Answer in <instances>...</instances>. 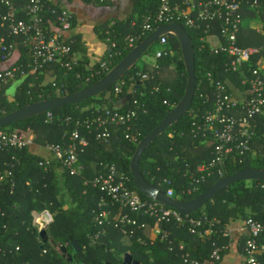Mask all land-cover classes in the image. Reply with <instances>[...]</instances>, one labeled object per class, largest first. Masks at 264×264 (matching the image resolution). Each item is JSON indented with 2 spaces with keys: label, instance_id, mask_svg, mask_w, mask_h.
<instances>
[{
  "label": "trees",
  "instance_id": "trees-1",
  "mask_svg": "<svg viewBox=\"0 0 264 264\" xmlns=\"http://www.w3.org/2000/svg\"><path fill=\"white\" fill-rule=\"evenodd\" d=\"M85 1L102 6L107 3ZM158 4L159 0H133L132 12L126 18L115 19L114 24L108 27L110 20L103 25L104 30L98 32L100 38L108 40V45L114 42L118 44L113 49L116 55L112 69L131 52V49H124L125 38L140 33L143 17L156 12ZM185 29L194 44L196 57L198 85L192 107L147 148L141 160V171L145 179L165 194L173 189L174 199L179 201L196 198L219 179L238 171L250 168L264 171L263 128L253 140L251 151L245 157L227 164L221 171L215 170V174L205 182L196 184L191 180L188 170L200 176L197 167L209 162L211 158L210 149L207 150L201 143V138H195L193 134L196 128L194 124H200L205 111L212 107L214 88L208 73L216 80L230 79L233 82H236V75L226 73L224 57L213 55L209 43L201 42V37L205 35L202 29L186 26ZM73 38V55H81L77 63H73L72 69L58 64L50 65L46 72L50 68L55 70L53 80L46 82V73L30 75L15 87L14 97L11 98L6 91L1 92L0 117L36 102L72 95L91 87L107 75L102 73L98 77H91L93 70L100 68V63L91 66L80 34H74L71 40ZM8 39L14 41L13 37ZM240 42L260 47L264 43V36H259L255 31L244 30L240 34ZM155 45L157 49H153ZM154 46L141 59L148 55L155 57L160 49L159 40ZM165 49L167 55L157 59L155 63H145L143 68L137 63L106 93L77 105H69L0 128V131L8 133H32L35 136L34 144L23 149H0V264H121L123 256L128 252L141 264H188L185 262L187 254L191 259L206 261L215 241L228 243L217 236L201 238L192 234L188 228L176 224L163 225V229L171 232L173 250H170L171 246L166 241L158 237L151 242L136 227H131L130 234L126 235L119 228H115L112 220L107 226L99 225L98 204L103 193L86 182L102 173L107 164H115L120 171L129 175V187L137 191L144 201L153 200L140 193L134 185L131 162L138 144L125 139V128L109 127L112 136L109 142L96 139L94 132L88 134L84 129L83 133L89 139V147L80 157V163L85 169L79 175L66 171L60 161L45 149L48 143L62 144L68 141L78 120L100 117L104 114L102 109L109 107L120 112L137 110L135 100L138 101L140 109L139 118L134 122L132 130L139 133L140 142L146 138L181 101L187 88L186 65L181 44L175 35L169 36ZM21 54L16 65L29 61L25 50ZM0 61L5 64L7 60ZM1 62L0 69L3 67ZM10 63L11 61L7 64ZM171 73H175L174 82L168 81ZM144 74L154 76V79L141 82ZM122 81L126 85L121 94H116L115 88ZM155 87L159 88L158 91H155ZM130 94L132 98H129ZM122 101L127 104L120 106ZM48 114L52 115V121L47 122ZM68 117L73 118L74 122L68 124ZM48 160L51 161V166L45 170L40 163ZM164 178L171 180V184L163 183ZM263 184L264 181H239L187 216L205 215L209 221L216 222L219 229L249 218L264 222ZM194 187L197 190L189 194L188 189ZM45 209L51 212L53 221L46 230L47 236L43 237L32 223L33 212H42ZM148 221L155 224V220ZM97 236L99 238L95 240ZM141 236L146 244L138 241ZM235 241L243 251L244 236L235 238ZM259 241L264 245V233ZM74 242L80 247L79 251ZM182 245L184 249L180 247ZM57 246L65 247L66 252L58 251Z\"/></svg>",
  "mask_w": 264,
  "mask_h": 264
},
{
  "label": "built area",
  "instance_id": "built-area-1",
  "mask_svg": "<svg viewBox=\"0 0 264 264\" xmlns=\"http://www.w3.org/2000/svg\"><path fill=\"white\" fill-rule=\"evenodd\" d=\"M91 1L105 3L108 0ZM58 2L59 0H0V59L11 61L10 64L0 61L3 65L0 69V93L8 88L16 92L15 87L23 79L30 75L46 73L50 65L58 64L72 69L73 63H77L78 58L73 56L70 36L74 28V13ZM263 8L264 0H159L156 12L143 17L140 33L125 38L124 49L133 50L160 26L178 23L184 28L186 26L202 29L205 35L201 37V42L209 43L213 55L224 57L223 66L226 73L236 75V82H233L229 79L216 80L208 73L214 88L212 107L205 111L200 124H194L196 128L193 134L195 138H201V143L207 150L210 149L211 158L209 162L197 167L200 176L188 170L193 183L205 182L215 174V170L221 171L227 164L245 157L251 151L253 140L264 128L263 49L246 47L240 42V34L246 20L243 11H259ZM170 35L175 34L171 32L160 37V49L154 57L155 62L167 55L165 46ZM9 37H13L14 41H10ZM117 46L116 42L107 46L104 59L96 62L100 63V68L93 70L91 77L108 74L112 70L111 65L116 55L113 49ZM22 50L27 52L29 61L16 65ZM146 79H154V76H141V82ZM125 85L126 82L122 81L116 86L115 93L121 94ZM154 89L158 91L159 88ZM129 98H132V94ZM108 102L111 103L110 100ZM134 103L137 104V110L120 112L108 107L102 109L104 114L100 117L86 121L78 120L68 141L62 144L48 143L45 149L60 161L66 171L79 175L85 169L80 163V157L89 147V139L83 133L84 129L88 134L94 132L96 139L109 142L112 136L108 128L123 127L125 139L139 145V133H134L132 126L139 118L140 105L137 100ZM125 104L127 103L122 101L120 106ZM146 112L145 109L144 113ZM49 121H52L51 114H48L47 122ZM66 122L69 124L74 120L68 117ZM34 139L32 133L26 135L0 131V149H23L33 145ZM40 166L47 170L51 161H43ZM130 182L129 175L120 171L115 164L105 165L102 173L86 182L103 193L98 204L99 225L107 226L112 220L115 228H119L126 235L130 234L131 227H136L142 230L146 237L149 232L148 238L151 242L158 237L166 241L171 246L170 250H173L171 232L163 229V225L176 224L188 228L192 234L201 238L217 236L228 241L224 244L215 241L206 261L191 259L187 254L185 262L188 264H220L223 254L235 238L244 236L242 252L246 264H264V245L259 241L264 233V222L249 218L219 229L216 222L209 221L205 215L189 217L154 199L144 201L137 191L129 187ZM163 183L170 185L171 180L164 178ZM196 190V187L188 189V193L192 194ZM166 195L174 198V190L169 189ZM114 209L117 211L114 212ZM148 219L155 220V224H150ZM52 221L53 216L47 209L33 212V224L41 229L40 232L47 230ZM98 238L99 236L95 240ZM138 241L146 244L142 236ZM180 247L184 249L183 245ZM56 249L61 251L58 246Z\"/></svg>",
  "mask_w": 264,
  "mask_h": 264
},
{
  "label": "water",
  "instance_id": "water-1",
  "mask_svg": "<svg viewBox=\"0 0 264 264\" xmlns=\"http://www.w3.org/2000/svg\"><path fill=\"white\" fill-rule=\"evenodd\" d=\"M174 33L181 44L182 54L188 74V83L185 94L181 101L170 111L165 119L138 145L137 150L132 158L131 171L134 178V185L137 190L162 204L180 211L182 214L190 215L208 202L213 200L218 194L229 186L239 181H264V171L259 169H245L238 171L233 175L219 179L208 190L189 201H179L168 197L164 192L151 185L144 177L141 171V160L147 148L158 139L171 125L178 122L191 109L195 98L198 80L196 77V57L195 48L188 31L180 24L173 23L158 27L145 41L137 45L131 52L126 55L104 78L100 81L72 95L64 96L53 100H44L30 104L10 114L0 117V128L8 127L16 122L27 118L42 115L49 111L64 108L69 105H77L90 98L97 97L106 93L109 89L120 81V79L136 65L142 56L167 33ZM46 230L41 231V235L46 237ZM77 251L80 247L74 242ZM66 252L65 247H61ZM72 260V258H70ZM122 264H140L133 259L131 253H126Z\"/></svg>",
  "mask_w": 264,
  "mask_h": 264
},
{
  "label": "crops",
  "instance_id": "crops-1",
  "mask_svg": "<svg viewBox=\"0 0 264 264\" xmlns=\"http://www.w3.org/2000/svg\"><path fill=\"white\" fill-rule=\"evenodd\" d=\"M58 3L61 6L69 8L74 13V28L70 36L72 38L74 34H80L81 43L87 50L86 55L90 60L91 66L95 65L99 60L104 59L108 46V40L100 38L98 34V32L101 33L104 30V27L100 26V24H104L107 19H111V23L113 24L115 19L121 20L126 18L132 12L133 7V0H108L105 6L88 3L85 0H59ZM243 13L246 20L242 31H255L259 36H264V8L259 11L245 10ZM96 26H100L102 28L101 31H95ZM100 27H97L98 30ZM97 38L104 42L102 47L98 46L99 43H96ZM71 43H74V38ZM242 45L260 48L264 51V43L260 47L244 45V43ZM80 55L81 53L73 56L80 58ZM54 73L55 70L52 71V68L46 72V82L54 79ZM241 90L243 89L241 88ZM149 235L148 232L147 237ZM228 250L224 254L220 264H246L243 252L236 241L231 244Z\"/></svg>",
  "mask_w": 264,
  "mask_h": 264
},
{
  "label": "rangeland",
  "instance_id": "rangeland-1",
  "mask_svg": "<svg viewBox=\"0 0 264 264\" xmlns=\"http://www.w3.org/2000/svg\"><path fill=\"white\" fill-rule=\"evenodd\" d=\"M111 19H107V20H105V23H107L108 21H110ZM104 23V24H105ZM104 24H100V26H103ZM112 25V23H110L109 25H108V27H110ZM96 27H99V26H96ZM101 27H100V29L98 30V31H101ZM96 43L98 44L99 43V45L98 46H100V47H102L103 46V44H104V42L102 41V40H100V39H98L97 38V40H96ZM97 46V47H98ZM154 46V45H153ZM96 47V48H97ZM152 48V47H151ZM153 49H157V46L155 45L154 47H153ZM147 62H151V63H155V58L153 57V56H151V55H148V56H146V57H144V58H142L139 62H138V65L139 64H141L140 66L143 68L144 67V65H145V63H147ZM175 73L173 74V73H171L170 75H169V77H168V81H171V82H174L175 81ZM6 92L7 93H9V96L12 98V97H14V95H15V91H13L12 89H7L6 90ZM206 155H204V157H205ZM39 231L41 230V229H38ZM129 253V252H128ZM123 260H124V258H122ZM123 260H122V262H123ZM120 264V263H119Z\"/></svg>",
  "mask_w": 264,
  "mask_h": 264
}]
</instances>
